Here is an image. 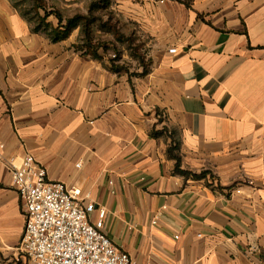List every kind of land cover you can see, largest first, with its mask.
<instances>
[{"label":"crops","instance_id":"1","mask_svg":"<svg viewBox=\"0 0 264 264\" xmlns=\"http://www.w3.org/2000/svg\"><path fill=\"white\" fill-rule=\"evenodd\" d=\"M112 10L143 38L144 75L0 0V264H31L6 166L27 154L106 209L134 264H264V0Z\"/></svg>","mask_w":264,"mask_h":264},{"label":"built area","instance_id":"2","mask_svg":"<svg viewBox=\"0 0 264 264\" xmlns=\"http://www.w3.org/2000/svg\"><path fill=\"white\" fill-rule=\"evenodd\" d=\"M6 166L24 206L20 251L31 264H134L106 233L107 211L89 194L52 181L31 154L7 160Z\"/></svg>","mask_w":264,"mask_h":264},{"label":"rangeland","instance_id":"3","mask_svg":"<svg viewBox=\"0 0 264 264\" xmlns=\"http://www.w3.org/2000/svg\"><path fill=\"white\" fill-rule=\"evenodd\" d=\"M16 8L39 32L49 39L56 33H63L57 14L66 22L77 15L90 20L89 41L84 32V24L74 30V49L84 54L101 52L112 60L123 63L132 71L142 70L147 63V49L143 38L121 21L110 8L104 6L91 9L96 0H12ZM49 14V15H47ZM63 25V26H64ZM69 37V38H70Z\"/></svg>","mask_w":264,"mask_h":264},{"label":"trees","instance_id":"4","mask_svg":"<svg viewBox=\"0 0 264 264\" xmlns=\"http://www.w3.org/2000/svg\"><path fill=\"white\" fill-rule=\"evenodd\" d=\"M112 5V0H96L95 3L92 4L91 9L96 8V7H101L104 6L105 9L110 8ZM49 15V14H47ZM57 18L60 22L61 28H62V32L63 33H56L54 36L52 35L51 41L54 43H58V42H62L65 41L67 39H69L71 33L76 30L77 28L80 27V24H84V32L85 35L87 37V40L89 41V33H87L88 31V26H89V18L87 16H83V15H77L74 18L69 19L66 22V25H64V21L62 16L60 15V13L57 14ZM64 25V26H63ZM36 32H39V29L35 30ZM90 54H96V53H90ZM117 60H112V62H115ZM146 73V67H144V73L143 75ZM169 155L170 157H172L173 159L176 160L177 164H176V171L180 172L182 174L187 175V172L181 171L180 170V164H181V160L180 158H178L176 155H174L173 153V147H171L169 149Z\"/></svg>","mask_w":264,"mask_h":264}]
</instances>
